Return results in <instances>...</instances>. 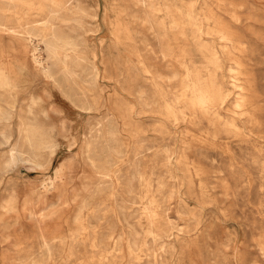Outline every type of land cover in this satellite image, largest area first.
<instances>
[{
    "label": "rangeland",
    "instance_id": "1",
    "mask_svg": "<svg viewBox=\"0 0 264 264\" xmlns=\"http://www.w3.org/2000/svg\"><path fill=\"white\" fill-rule=\"evenodd\" d=\"M44 2L3 12L0 264H264V0Z\"/></svg>",
    "mask_w": 264,
    "mask_h": 264
},
{
    "label": "bare ground",
    "instance_id": "2",
    "mask_svg": "<svg viewBox=\"0 0 264 264\" xmlns=\"http://www.w3.org/2000/svg\"><path fill=\"white\" fill-rule=\"evenodd\" d=\"M5 2V6L6 7H0V31H7V30H11L9 28V20H6L5 17V13L10 12L13 8H15L19 3L25 5L26 7L29 8L28 12L30 11H34V10H45V8H47V6L44 4V0H37L36 3H34V0H3ZM59 21V16L56 10L54 9H50L49 12V19L47 20V24H45V28L48 30H52L53 32H56L60 26L58 24ZM55 44L58 43V40L55 39ZM30 44L33 46V50H42L41 45L44 44L46 45V43H40L37 42L35 36H31L30 39ZM49 48H53V46H47L45 47L46 50H49ZM35 57V54H34ZM37 62V60H36Z\"/></svg>",
    "mask_w": 264,
    "mask_h": 264
}]
</instances>
